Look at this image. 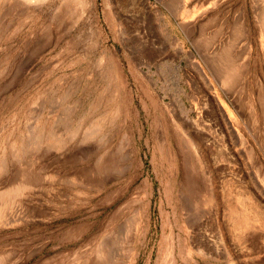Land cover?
<instances>
[{
  "label": "rangeland",
  "instance_id": "374dc122",
  "mask_svg": "<svg viewBox=\"0 0 264 264\" xmlns=\"http://www.w3.org/2000/svg\"><path fill=\"white\" fill-rule=\"evenodd\" d=\"M66 1L0 0V264H264V0Z\"/></svg>",
  "mask_w": 264,
  "mask_h": 264
},
{
  "label": "bare ground",
  "instance_id": "6f19581e",
  "mask_svg": "<svg viewBox=\"0 0 264 264\" xmlns=\"http://www.w3.org/2000/svg\"><path fill=\"white\" fill-rule=\"evenodd\" d=\"M15 2H17V3H25V4H37V3H42V1L43 0H14ZM72 2V0H67L65 3H68V2ZM74 1V0H73ZM79 3V2H78ZM80 4V3H79ZM78 4V5H79ZM77 5V4H76ZM81 6V5H80ZM63 7V6H62ZM65 10H67V9H65ZM62 12H63V10H62ZM224 57V56H223ZM219 59V58H218ZM220 60V59H219ZM226 61V60H225ZM220 65V64H219ZM98 129V125L97 124H94L89 130H87L86 131V133H85V136H86V134H88V136H89V134L91 133H94L96 130ZM45 132V131H44ZM60 136H59V134H57L55 131L53 132V131H49V132H46V133H40L39 134V132H38V135H36L35 134V137H34V141L33 142H29L28 144H24V145H18V146H15V145H11V146H9V152H8V154H5V153H3V152H1V154H0V175L2 174V172L5 170V168L7 167V164H9L8 162H10V160L11 161H14V160H17L18 162H19V164H20V166H22L23 165V163H25L26 164V166H27V163H28V167H29V165H30V161H32V159L31 160H29L28 159V157H27V155H29L31 152H33V150L34 149H36V148H38L39 146H43L44 147V149H53V148H56L58 145H59V143H60V141H61V139L59 138ZM59 139H60V141H59ZM42 149V148H41ZM55 150V149H54ZM27 154V155H26ZM25 155H26V157H25ZM13 164H15V163H13ZM18 163L16 162V165H17ZM22 164V165H21ZM25 164H24V166H25ZM10 165V164H9ZM15 165V166H16ZM23 166V167H24ZM25 166V167H26ZM23 167H20L21 169L23 168ZM16 169V168H15ZM18 169H19V167H17V169H16V171H18ZM11 170V169H10ZM19 171H20V169H19ZM18 171V172H19ZM27 171V170H26ZM23 173H25L24 171H22ZM22 172H20V173H22ZM28 172V171H27ZM20 173H16L15 172V174H17V177L20 175ZM22 173V174H23ZM14 174V173H13ZM14 174V175H15ZM29 174V173H28ZM37 174V173H36ZM26 175V174H25ZM25 175H20V178L22 177L23 179H22V181L26 178V177H29V176H25ZM33 175V174H32ZM81 176V175H80ZM78 178V177H77ZM16 179V175H15V178H14V180ZM18 179V178H17ZM75 179H76V177H75ZM32 180H33V178H32ZM32 180H31V182H32ZM9 182H10V180H9ZM12 182H13V179H12ZM26 182V181H25ZM35 182V181H34ZM2 183V182H1ZM13 183H15V181L13 182ZM27 183V182H26ZM11 184V183H10ZM16 184V183H15ZM27 184H30V183H27ZM32 184V183H31ZM34 184V183H33ZM32 184V185H33ZM9 185V184H8ZM11 185H13V184H11ZM10 185V186H11ZM24 185H25V183H24ZM31 185V186H32ZM5 186V185H4ZM9 186V187H10ZM28 186V185H27ZM12 187V186H11ZM13 187H16V186H13ZM3 188V187H2ZM10 189V188H9ZM20 189H21V187H20ZM8 190V189H7ZM6 190V191H7ZM3 192V193H5L6 195H4L3 194V196H7V194L9 193H7V192ZM13 191V190H12ZM16 191V190H15ZM0 194H2V193H0ZM14 194V193H13ZM9 195V194H8ZM11 195V194H10ZM0 197H1V199H0V207H1V205L2 206H4V204L6 205V203H7V206L6 207H8V203L9 202H2V196L0 195ZM11 197V196H10ZM4 198V197H3ZM9 198V197H8ZM7 198V199H8ZM5 200H6V198H4ZM3 199V200H4ZM11 201V200H10ZM10 205H11V203H10ZM9 205V206H10ZM5 207V208H6ZM3 208V207H2ZM6 210V209H5ZM0 211H1V208H0ZM2 212H3V210H2ZM5 212V211H4ZM96 256V255H95ZM96 258V257H95ZM95 258H92V259H94L95 260ZM98 258V257H97ZM100 258V257H99ZM83 259V258H82ZM87 260H90V259H87ZM99 261V260H98ZM83 262L85 263V261L83 260ZM87 262H89V261H87ZM82 263V262H81ZM92 263H93V260H92ZM73 264V263H72Z\"/></svg>",
  "mask_w": 264,
  "mask_h": 264
}]
</instances>
